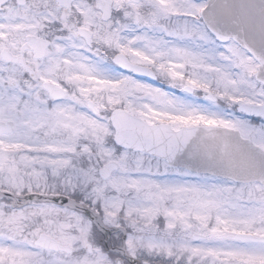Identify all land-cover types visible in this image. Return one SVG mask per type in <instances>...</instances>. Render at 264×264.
Instances as JSON below:
<instances>
[{
  "label": "snow or ice",
  "instance_id": "1",
  "mask_svg": "<svg viewBox=\"0 0 264 264\" xmlns=\"http://www.w3.org/2000/svg\"><path fill=\"white\" fill-rule=\"evenodd\" d=\"M0 264H264V0H0Z\"/></svg>",
  "mask_w": 264,
  "mask_h": 264
},
{
  "label": "flooded vegetation",
  "instance_id": "2",
  "mask_svg": "<svg viewBox=\"0 0 264 264\" xmlns=\"http://www.w3.org/2000/svg\"><path fill=\"white\" fill-rule=\"evenodd\" d=\"M93 241L96 246L100 247L102 251L109 252L111 248H115L121 242L119 237L122 235L119 229L105 228L104 231L93 230ZM112 258H118L113 256Z\"/></svg>",
  "mask_w": 264,
  "mask_h": 264
},
{
  "label": "rangeland",
  "instance_id": "3",
  "mask_svg": "<svg viewBox=\"0 0 264 264\" xmlns=\"http://www.w3.org/2000/svg\"><path fill=\"white\" fill-rule=\"evenodd\" d=\"M94 234V233H93ZM94 238V237H93Z\"/></svg>",
  "mask_w": 264,
  "mask_h": 264
}]
</instances>
